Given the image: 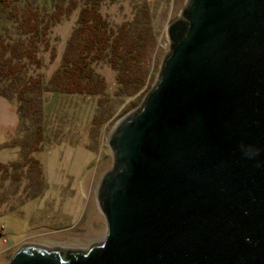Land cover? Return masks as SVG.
Wrapping results in <instances>:
<instances>
[{
  "label": "water",
  "instance_id": "95a60500",
  "mask_svg": "<svg viewBox=\"0 0 264 264\" xmlns=\"http://www.w3.org/2000/svg\"><path fill=\"white\" fill-rule=\"evenodd\" d=\"M141 107L108 142L103 243L8 264H264V0H188Z\"/></svg>",
  "mask_w": 264,
  "mask_h": 264
},
{
  "label": "rangeland",
  "instance_id": "374dc122",
  "mask_svg": "<svg viewBox=\"0 0 264 264\" xmlns=\"http://www.w3.org/2000/svg\"><path fill=\"white\" fill-rule=\"evenodd\" d=\"M187 2L116 0L104 10L112 25L131 20L144 4L155 15L157 42L149 81L135 97L120 95L117 73L107 63L93 65L105 84L103 94L47 96L40 114L44 127L40 145L32 144V125L21 121L19 104L0 98V164L9 169L0 175V264H8L25 245L86 252L104 242L107 223L97 194L102 177L114 164L109 138L116 124L137 111L154 88L169 53L168 27L180 18ZM76 20L77 14L53 28L49 50L39 56L41 68L31 70L34 78L48 81L58 70ZM41 190L37 199L27 200Z\"/></svg>",
  "mask_w": 264,
  "mask_h": 264
},
{
  "label": "trees",
  "instance_id": "16d2710c",
  "mask_svg": "<svg viewBox=\"0 0 264 264\" xmlns=\"http://www.w3.org/2000/svg\"><path fill=\"white\" fill-rule=\"evenodd\" d=\"M115 1L0 0V98L19 104L21 121L32 125V144L42 143L41 115L47 96L103 94L105 84L93 65L107 63L117 73L120 95L128 98L148 85L149 62L157 42L155 15L144 4L131 20L112 25L104 10ZM76 14L60 67L48 81L34 78L31 70L41 68L39 56L49 50L53 28ZM8 170L0 164V175ZM36 171L40 174V167ZM41 192L27 200L37 199Z\"/></svg>",
  "mask_w": 264,
  "mask_h": 264
}]
</instances>
